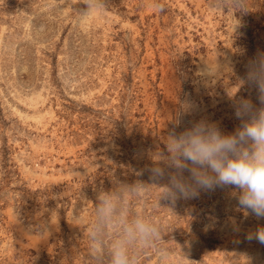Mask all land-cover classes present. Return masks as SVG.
<instances>
[{"label": "rangeland", "instance_id": "374dc122", "mask_svg": "<svg viewBox=\"0 0 264 264\" xmlns=\"http://www.w3.org/2000/svg\"><path fill=\"white\" fill-rule=\"evenodd\" d=\"M259 52L264 0H0V264H109L136 218L158 236L128 245L135 264H264L238 190L166 194L174 136L232 132L241 97L264 108Z\"/></svg>", "mask_w": 264, "mask_h": 264}, {"label": "clouds", "instance_id": "9594fccd", "mask_svg": "<svg viewBox=\"0 0 264 264\" xmlns=\"http://www.w3.org/2000/svg\"><path fill=\"white\" fill-rule=\"evenodd\" d=\"M260 58H264V52L252 58L246 79L255 85L264 105V67ZM234 115L240 123L232 132H223L215 123L201 121L171 139L167 151L178 175L171 179V189L166 194L187 200L198 197V190L230 186L238 190L237 204L245 216L264 220V108L256 110L248 99L241 97L235 104ZM184 172L189 173L188 179L184 178ZM98 212L99 220L90 233L93 255H99L96 242L105 222L117 213L113 197L101 196ZM122 226L123 239L113 244L109 264H135L128 245L137 239L147 244L158 236L157 228L140 218L131 222L122 219ZM247 239L264 245V226L249 233Z\"/></svg>", "mask_w": 264, "mask_h": 264}]
</instances>
